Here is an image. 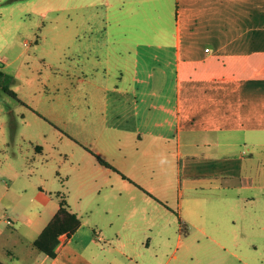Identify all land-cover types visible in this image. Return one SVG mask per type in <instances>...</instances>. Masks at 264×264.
<instances>
[{
  "label": "crops",
  "instance_id": "0c3cea01",
  "mask_svg": "<svg viewBox=\"0 0 264 264\" xmlns=\"http://www.w3.org/2000/svg\"><path fill=\"white\" fill-rule=\"evenodd\" d=\"M84 6L97 17L78 18L76 39L82 38L84 31L105 32V38H98L101 52L93 53L90 60L98 75L83 72V78L93 86L92 108L102 121L97 123L109 133L105 139L117 145L122 142L114 133L118 132L147 146L158 138L169 154L168 143L175 140L176 155L185 157L186 163L201 158L227 162L238 132L264 130V0H102L100 4L93 0L75 5ZM140 15L147 19L148 23L142 24L146 27L136 22ZM137 31H149L151 38L142 39L139 34L131 39V32ZM129 43H133L132 69L126 81L120 65L116 72L110 70L109 46ZM80 51L89 57L90 51ZM117 54L120 56V51ZM214 144L217 155L210 149ZM90 150L127 173L113 161L114 154ZM48 153L45 145L21 134L0 140L2 264H160L156 260L159 252L148 257L144 251L150 243L144 245L127 227L138 221V231L155 230L166 238L170 227L167 213L172 208L163 196L144 183L117 189L110 181L114 170L101 165L89 150L80 158L86 164L90 159L97 161L93 162L92 180L87 182L82 172L75 173L73 189L66 187L58 170L44 169ZM205 168L186 173L187 179L237 176L232 168L215 163ZM121 190L131 197L122 199ZM57 193L65 194L70 210L81 222L71 236L60 237L56 255L50 257L34 240L59 208ZM181 210L180 204L178 215L182 217ZM186 222L180 224L186 228ZM203 222L200 219L198 229L208 235ZM217 229L233 231L222 225ZM183 233L180 226L177 238Z\"/></svg>",
  "mask_w": 264,
  "mask_h": 264
},
{
  "label": "rangeland",
  "instance_id": "374dc122",
  "mask_svg": "<svg viewBox=\"0 0 264 264\" xmlns=\"http://www.w3.org/2000/svg\"><path fill=\"white\" fill-rule=\"evenodd\" d=\"M88 1L93 0H0V68L12 76L8 84L17 95L14 98L0 86V140L21 134L45 145L49 153L44 169L58 170L65 186L72 189L73 174L82 172L87 182L95 175L93 162L97 164V161L90 159L86 164L80 158L84 150L98 149L114 154L113 161L127 172L124 173L129 179L135 183L140 181L138 185L144 183L153 187L173 210L167 213L170 227L166 238L155 230L138 231V221L133 227H127L128 232L142 238L144 245L150 243L149 249L144 251L148 257L159 252L156 260L160 264H165L168 257L166 264H264V130L238 132L228 153L230 161L222 157L187 159V163L192 164H187L185 157H177L175 140L168 143L169 154L158 138L147 146L138 145L128 135L118 132L114 133L120 135L122 142L117 145L105 139L109 133L98 124L102 122L100 114L92 108L93 86L83 78V72L87 76L99 73L90 60L93 53L101 52L98 38H105V32L81 31L83 37L76 39L78 18L85 21L97 17L96 12L92 16L85 6L75 7L77 3ZM143 4L149 6L146 2ZM136 22L148 23L142 15L137 16ZM87 34L91 36L87 38ZM116 34L121 38L120 32ZM139 34L142 39L151 38L149 31L131 32L130 38L137 39ZM129 44L109 46L110 70L116 72L120 65L126 81L132 69L133 43ZM84 49L90 51L89 57L80 51ZM210 149L218 154L215 144ZM182 163H186L184 168ZM210 163L230 167L237 176L187 179L186 173L205 170ZM111 175L110 181L117 189H123V185L135 186L114 171ZM121 193L122 199L131 197L125 190ZM180 204L182 217L178 215ZM222 217L226 221L221 222ZM200 219L204 220L210 234L205 235L198 229ZM184 220L186 228L178 239L179 221L184 223ZM221 225L233 231L221 233L217 229Z\"/></svg>",
  "mask_w": 264,
  "mask_h": 264
},
{
  "label": "trees",
  "instance_id": "16d2710c",
  "mask_svg": "<svg viewBox=\"0 0 264 264\" xmlns=\"http://www.w3.org/2000/svg\"><path fill=\"white\" fill-rule=\"evenodd\" d=\"M12 76L5 73L2 68H0V86L6 91L8 94L17 98L16 93L9 87V82L11 81ZM97 159V161L107 167L110 168L119 174H121L124 178H127L130 182L134 183L138 187H140L133 180L129 179L124 175L120 170H118L111 162L96 154L93 151H90ZM151 197L163 203L161 200L157 199L151 193L147 192ZM59 197V208L51 218V220L46 224L42 232L38 235V237L34 240V245L47 254L50 257H54L56 255V249L58 244L60 243V237L64 234L67 237L71 236L77 227L80 225V217L74 211H71L69 208V204L65 198V194L57 193ZM180 222V221H179ZM182 229H184V224L180 225ZM0 264H2L0 262Z\"/></svg>",
  "mask_w": 264,
  "mask_h": 264
},
{
  "label": "bare ground",
  "instance_id": "6f19581e",
  "mask_svg": "<svg viewBox=\"0 0 264 264\" xmlns=\"http://www.w3.org/2000/svg\"><path fill=\"white\" fill-rule=\"evenodd\" d=\"M98 156H99V155H98ZM178 158H179V157H178ZM178 165H179V164H178ZM43 229H44V228H43ZM43 229H42V230H43ZM41 232H42V231H41Z\"/></svg>",
  "mask_w": 264,
  "mask_h": 264
},
{
  "label": "built area",
  "instance_id": "2783aa9c",
  "mask_svg": "<svg viewBox=\"0 0 264 264\" xmlns=\"http://www.w3.org/2000/svg\"><path fill=\"white\" fill-rule=\"evenodd\" d=\"M206 50H208V48H206Z\"/></svg>",
  "mask_w": 264,
  "mask_h": 264
}]
</instances>
